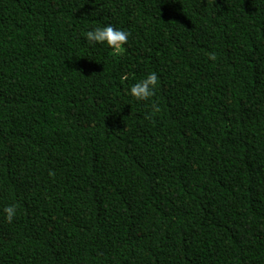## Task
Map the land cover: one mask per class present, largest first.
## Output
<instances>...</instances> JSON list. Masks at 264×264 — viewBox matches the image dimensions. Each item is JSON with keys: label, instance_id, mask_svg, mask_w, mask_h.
<instances>
[{"label": "trees", "instance_id": "16d2710c", "mask_svg": "<svg viewBox=\"0 0 264 264\" xmlns=\"http://www.w3.org/2000/svg\"><path fill=\"white\" fill-rule=\"evenodd\" d=\"M0 264H264V0H0Z\"/></svg>", "mask_w": 264, "mask_h": 264}, {"label": "clouds", "instance_id": "9594fccd", "mask_svg": "<svg viewBox=\"0 0 264 264\" xmlns=\"http://www.w3.org/2000/svg\"><path fill=\"white\" fill-rule=\"evenodd\" d=\"M84 38L89 46L105 45L116 52L122 50L126 44L129 33L118 27H114L111 23L103 26L94 27L84 33ZM158 86V77L155 72H149L143 79L130 85L127 95L136 101H148L153 97L155 89ZM155 109V105H153ZM4 217L7 221L12 222L16 215L17 209L15 205L9 204L3 208Z\"/></svg>", "mask_w": 264, "mask_h": 264}]
</instances>
